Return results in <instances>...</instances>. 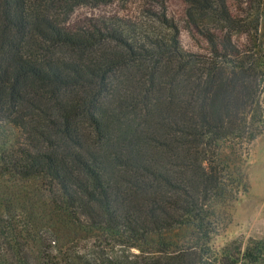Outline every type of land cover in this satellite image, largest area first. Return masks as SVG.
<instances>
[{"label":"trees","instance_id":"1","mask_svg":"<svg viewBox=\"0 0 264 264\" xmlns=\"http://www.w3.org/2000/svg\"><path fill=\"white\" fill-rule=\"evenodd\" d=\"M112 1L0 0V127L18 131L0 137V175L45 178L110 246L46 235L38 260L259 264L264 239L211 238L264 131V0H184L198 50L164 7L72 20Z\"/></svg>","mask_w":264,"mask_h":264},{"label":"rangeland","instance_id":"2","mask_svg":"<svg viewBox=\"0 0 264 264\" xmlns=\"http://www.w3.org/2000/svg\"><path fill=\"white\" fill-rule=\"evenodd\" d=\"M160 7H164L167 17L181 28L183 47L198 50L185 30L184 0H114L109 4L81 6L75 10L72 20L78 22L103 13L141 17L149 10L158 12ZM17 133V129L9 125L0 127V137L13 138ZM244 176L245 189L220 212L219 230L211 238L215 250L228 245L244 249L252 241L264 239V131L250 147ZM171 234L175 237L182 232ZM46 235L55 237L59 246L76 242L79 247L88 249L99 241L105 248L110 247L101 242L102 230L68 215L45 178L0 175V263H16L17 253L22 260V249L30 253L27 264H41L38 249L46 243H43ZM259 264H264V260Z\"/></svg>","mask_w":264,"mask_h":264}]
</instances>
